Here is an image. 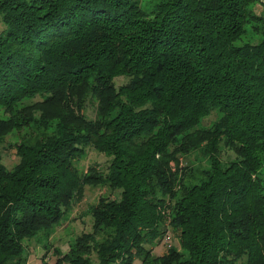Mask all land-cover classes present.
I'll use <instances>...</instances> for the list:
<instances>
[{
	"label": "trees",
	"instance_id": "16d2710c",
	"mask_svg": "<svg viewBox=\"0 0 264 264\" xmlns=\"http://www.w3.org/2000/svg\"><path fill=\"white\" fill-rule=\"evenodd\" d=\"M258 2L0 0V142L13 135L20 159L0 161V264H22L88 186L120 197L91 207L93 232L58 264H264ZM248 32L260 41L238 44ZM89 148L106 171L78 167ZM195 153L193 173L180 157ZM168 228L180 251L154 256Z\"/></svg>",
	"mask_w": 264,
	"mask_h": 264
},
{
	"label": "rangeland",
	"instance_id": "374dc122",
	"mask_svg": "<svg viewBox=\"0 0 264 264\" xmlns=\"http://www.w3.org/2000/svg\"><path fill=\"white\" fill-rule=\"evenodd\" d=\"M254 10L257 15L264 16V0H260V2L254 6ZM2 29L3 25L0 23V31ZM260 39L261 35H253L251 32H248L238 44L245 42L257 43ZM127 81V77L116 78L115 84L117 90L122 85L126 84ZM36 100L40 101V99ZM31 103L27 102L26 104ZM96 104V101L91 99L84 110V114L89 119H94L96 116ZM216 118V113L211 114L204 119L201 127H210ZM24 133L25 131H23L22 134ZM15 141L16 138L10 135L7 136L4 143L0 142V161L8 169H13L20 160L16 149L13 147ZM85 154L86 155L83 156L78 164L79 168L86 171L91 166H94L99 170H107L110 161L108 156L93 148L85 150ZM234 159L235 154L232 151L227 149L223 150L224 161H232ZM180 162L184 167H189L190 171H194L193 173H196L199 169L207 168L205 158L198 153L189 156H181ZM173 166H175V164H173ZM261 177L264 182V166L262 168ZM119 197L120 191H113L103 186H88L82 201L73 204L71 211L65 215L62 222L53 230L52 235L46 233L25 241L23 258H21L22 264H58V262H62L64 256L71 254V248L75 246L80 236L93 232L94 221L89 213L91 207L96 205L101 198L118 199ZM171 247L177 248L178 251H180L179 239L171 228L167 229L166 233L157 244L146 246L147 250H151L154 256L164 255ZM84 254H86V252ZM83 258L88 259L90 264H98V257L95 252L87 253ZM135 264H141L140 260H137Z\"/></svg>",
	"mask_w": 264,
	"mask_h": 264
}]
</instances>
